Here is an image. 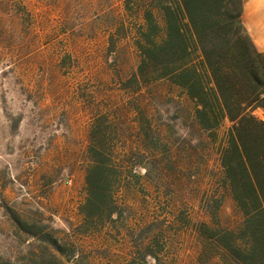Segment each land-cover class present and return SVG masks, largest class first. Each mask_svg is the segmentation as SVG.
<instances>
[{"label": "rangeland", "instance_id": "374dc122", "mask_svg": "<svg viewBox=\"0 0 264 264\" xmlns=\"http://www.w3.org/2000/svg\"><path fill=\"white\" fill-rule=\"evenodd\" d=\"M148 7V0H0L4 258L29 260L38 247L13 216L35 226V232H50L82 264H196L200 246L193 232L199 223L209 222L206 209L212 197L221 200L223 228L240 223L219 185L224 129L211 141L189 119L191 106L179 91L159 83L139 96L157 124L145 127L154 154L137 157L149 176L118 195L125 214L117 229L82 232L78 207L85 197L90 127L98 115L129 107L137 98L123 91L122 83L136 70L135 39ZM154 16L161 25L155 11ZM243 23L264 52V0H245ZM116 124L124 135L110 147L127 169V154L139 141L137 127L132 115ZM158 136L166 141L165 155L155 148ZM137 170L143 175V168ZM148 236L157 241L151 249L155 260H141L135 248Z\"/></svg>", "mask_w": 264, "mask_h": 264}, {"label": "trees", "instance_id": "16d2710c", "mask_svg": "<svg viewBox=\"0 0 264 264\" xmlns=\"http://www.w3.org/2000/svg\"><path fill=\"white\" fill-rule=\"evenodd\" d=\"M148 1L144 27L135 39L136 70L122 83V90L137 98L129 107L98 115L90 127L85 197L78 207L82 232L117 229L125 214L118 195L149 176L137 157L154 152L147 147L151 138L145 127L157 124L145 113L139 96L148 86L166 83L190 104L189 119L211 141L224 129L219 185L240 216L236 227L223 228L218 220L220 198L208 201L209 222L199 223L193 232L200 246L196 264H264V52L243 23L245 0ZM131 115L139 141L130 147V165L124 169L110 146L124 135L116 122ZM156 140L159 155H165L166 141L160 136ZM138 168L144 169L143 175ZM13 221L38 247L34 258L16 262L0 255V264H82L79 255L50 232H35V226L15 216ZM156 243L148 236L135 246L141 260H155L151 249Z\"/></svg>", "mask_w": 264, "mask_h": 264}]
</instances>
